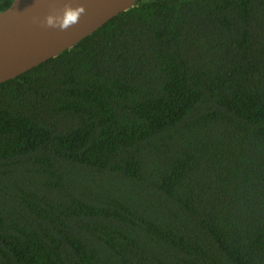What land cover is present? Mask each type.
I'll list each match as a JSON object with an SVG mask.
<instances>
[{"label":"trees","instance_id":"trees-1","mask_svg":"<svg viewBox=\"0 0 264 264\" xmlns=\"http://www.w3.org/2000/svg\"><path fill=\"white\" fill-rule=\"evenodd\" d=\"M0 264H264V0H137L0 82Z\"/></svg>","mask_w":264,"mask_h":264},{"label":"water","instance_id":"water-1","mask_svg":"<svg viewBox=\"0 0 264 264\" xmlns=\"http://www.w3.org/2000/svg\"><path fill=\"white\" fill-rule=\"evenodd\" d=\"M137 0H12L0 11V82L55 57ZM82 4L85 13L67 30L44 27L53 10Z\"/></svg>","mask_w":264,"mask_h":264},{"label":"clouds","instance_id":"clouds-1","mask_svg":"<svg viewBox=\"0 0 264 264\" xmlns=\"http://www.w3.org/2000/svg\"><path fill=\"white\" fill-rule=\"evenodd\" d=\"M83 13H85V8L82 4H76L75 6L66 4L59 12L53 10L47 14L41 23L44 27L58 28L64 31L77 24Z\"/></svg>","mask_w":264,"mask_h":264}]
</instances>
